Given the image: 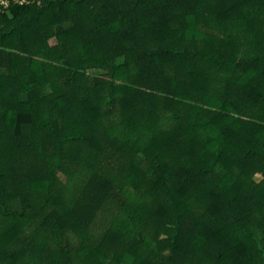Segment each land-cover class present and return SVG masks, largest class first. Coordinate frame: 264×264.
Listing matches in <instances>:
<instances>
[{
    "label": "trees",
    "instance_id": "1",
    "mask_svg": "<svg viewBox=\"0 0 264 264\" xmlns=\"http://www.w3.org/2000/svg\"><path fill=\"white\" fill-rule=\"evenodd\" d=\"M39 1L0 6V264H264V0Z\"/></svg>",
    "mask_w": 264,
    "mask_h": 264
},
{
    "label": "built area",
    "instance_id": "2",
    "mask_svg": "<svg viewBox=\"0 0 264 264\" xmlns=\"http://www.w3.org/2000/svg\"><path fill=\"white\" fill-rule=\"evenodd\" d=\"M33 0H0V6L2 8V10H5L7 8H9V6L11 5V3H17V4H29L31 3Z\"/></svg>",
    "mask_w": 264,
    "mask_h": 264
},
{
    "label": "rangeland",
    "instance_id": "3",
    "mask_svg": "<svg viewBox=\"0 0 264 264\" xmlns=\"http://www.w3.org/2000/svg\"><path fill=\"white\" fill-rule=\"evenodd\" d=\"M44 2H45V1L40 0V1H39V4L42 5V4H44ZM99 73H100V72H99ZM99 73H98V72H94V73H91L90 76H92V75H94V74H95V75H98ZM23 98H24V96H23ZM254 179H255L256 181H258V180L260 179L259 174H255Z\"/></svg>",
    "mask_w": 264,
    "mask_h": 264
}]
</instances>
